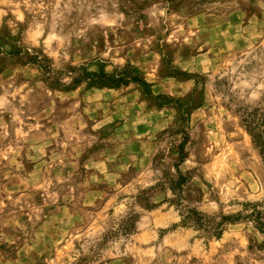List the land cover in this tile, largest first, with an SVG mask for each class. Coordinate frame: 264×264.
<instances>
[{
	"label": "rangeland",
	"instance_id": "374dc122",
	"mask_svg": "<svg viewBox=\"0 0 264 264\" xmlns=\"http://www.w3.org/2000/svg\"><path fill=\"white\" fill-rule=\"evenodd\" d=\"M263 92L264 0H0V264H264Z\"/></svg>",
	"mask_w": 264,
	"mask_h": 264
},
{
	"label": "trees",
	"instance_id": "16d2710c",
	"mask_svg": "<svg viewBox=\"0 0 264 264\" xmlns=\"http://www.w3.org/2000/svg\"><path fill=\"white\" fill-rule=\"evenodd\" d=\"M36 66L39 68H44L46 70V66L43 65L41 61H36ZM134 71V72H132ZM96 82H104L106 84L110 83H118V82H138L142 85V88L149 93L147 90L146 81L138 75L136 69H126L124 71H116L113 74H108L106 72L96 73L95 74ZM238 117L241 125H243L245 133L248 135L250 142L253 147L256 148L260 158L264 161V92L262 93L259 101L253 106H242L238 107ZM185 143V137L177 144L178 148V158L174 165L175 173L177 174L176 179L171 180V189L179 190L180 185L184 183L186 176L182 175L177 165L181 162L183 158V147L182 145ZM250 212L256 216L258 214V210H254ZM244 214L241 211L234 212L233 215H221L219 220L216 222V226H222L224 222L229 221L232 222L234 219L243 217ZM182 220L180 222L186 226L189 221L193 222L198 227L205 229L207 223V216H205L199 209L194 206H186L185 214L182 215ZM258 223V227L262 228V221L258 218L255 219ZM129 221H132V217L129 218ZM133 222L129 223V226L125 227L123 230L125 232H129L133 227ZM215 235L214 232H211Z\"/></svg>",
	"mask_w": 264,
	"mask_h": 264
}]
</instances>
